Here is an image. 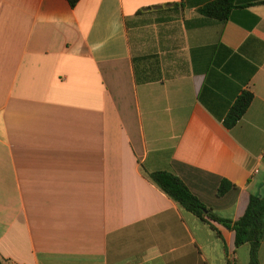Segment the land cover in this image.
I'll list each match as a JSON object with an SVG mask.
<instances>
[{
    "label": "crops",
    "instance_id": "obj_1",
    "mask_svg": "<svg viewBox=\"0 0 264 264\" xmlns=\"http://www.w3.org/2000/svg\"><path fill=\"white\" fill-rule=\"evenodd\" d=\"M208 1L0 0L3 264L249 261L147 175L231 219L264 196V0H232L224 21Z\"/></svg>",
    "mask_w": 264,
    "mask_h": 264
},
{
    "label": "trees",
    "instance_id": "obj_2",
    "mask_svg": "<svg viewBox=\"0 0 264 264\" xmlns=\"http://www.w3.org/2000/svg\"><path fill=\"white\" fill-rule=\"evenodd\" d=\"M74 5L77 0H68ZM232 0H211L205 3L199 10L209 17L224 21L228 18L233 5ZM252 98V92L242 90L231 103L222 121L230 127L243 114ZM153 181L169 197L178 202L181 206L191 211L204 221L215 220L234 231V244L238 246L244 242L249 244V261L245 264H259L257 249L260 240L264 236V196L249 194L247 204L243 212L236 218L221 217L209 208L196 196L181 178L165 169H155L147 172ZM225 181L218 186V192L225 190ZM212 225V224H211ZM213 226V225H212ZM214 227V226H213ZM0 264H3L0 257ZM227 264H238L227 259Z\"/></svg>",
    "mask_w": 264,
    "mask_h": 264
},
{
    "label": "built area",
    "instance_id": "obj_3",
    "mask_svg": "<svg viewBox=\"0 0 264 264\" xmlns=\"http://www.w3.org/2000/svg\"><path fill=\"white\" fill-rule=\"evenodd\" d=\"M19 264H31V263H28V262H21Z\"/></svg>",
    "mask_w": 264,
    "mask_h": 264
}]
</instances>
